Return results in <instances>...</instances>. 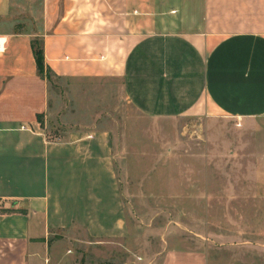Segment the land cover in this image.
Masks as SVG:
<instances>
[{
	"label": "crops",
	"instance_id": "crops-1",
	"mask_svg": "<svg viewBox=\"0 0 264 264\" xmlns=\"http://www.w3.org/2000/svg\"><path fill=\"white\" fill-rule=\"evenodd\" d=\"M34 37L60 77L120 78L133 105L156 118L240 119L264 151V0H0V264H65L61 231H129L109 133L53 139L38 120L49 85ZM245 196L264 204V191ZM216 240L228 249L218 264H264L263 240ZM203 248H170L162 264H216L217 251Z\"/></svg>",
	"mask_w": 264,
	"mask_h": 264
},
{
	"label": "rangeland",
	"instance_id": "rangeland-1",
	"mask_svg": "<svg viewBox=\"0 0 264 264\" xmlns=\"http://www.w3.org/2000/svg\"><path fill=\"white\" fill-rule=\"evenodd\" d=\"M48 85L43 122L53 139L72 130L109 133L129 228L123 239L61 231L65 264H162L170 248L203 247L217 251L210 254L218 264L228 249L214 239L264 241L263 211L254 212L264 204L245 196L264 191L262 137L254 138L240 119L152 117L133 105L117 77L54 75ZM260 250L254 246L248 253Z\"/></svg>",
	"mask_w": 264,
	"mask_h": 264
},
{
	"label": "trees",
	"instance_id": "trees-1",
	"mask_svg": "<svg viewBox=\"0 0 264 264\" xmlns=\"http://www.w3.org/2000/svg\"><path fill=\"white\" fill-rule=\"evenodd\" d=\"M31 45L39 76L50 82L52 80V76L58 75L45 62L43 39L39 37H34L32 39ZM37 117L40 123L43 125V114H38Z\"/></svg>",
	"mask_w": 264,
	"mask_h": 264
},
{
	"label": "built area",
	"instance_id": "built-area-1",
	"mask_svg": "<svg viewBox=\"0 0 264 264\" xmlns=\"http://www.w3.org/2000/svg\"><path fill=\"white\" fill-rule=\"evenodd\" d=\"M3 43H4L3 39L0 38V50L2 49Z\"/></svg>",
	"mask_w": 264,
	"mask_h": 264
}]
</instances>
